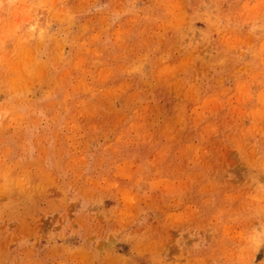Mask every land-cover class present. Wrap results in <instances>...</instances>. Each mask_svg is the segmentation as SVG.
Instances as JSON below:
<instances>
[{
	"label": "rangeland",
	"instance_id": "rangeland-1",
	"mask_svg": "<svg viewBox=\"0 0 264 264\" xmlns=\"http://www.w3.org/2000/svg\"><path fill=\"white\" fill-rule=\"evenodd\" d=\"M0 264H264V0H0Z\"/></svg>",
	"mask_w": 264,
	"mask_h": 264
}]
</instances>
